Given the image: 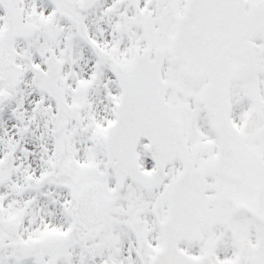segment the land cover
<instances>
[{
	"label": "snow or ice",
	"instance_id": "snow-or-ice-1",
	"mask_svg": "<svg viewBox=\"0 0 264 264\" xmlns=\"http://www.w3.org/2000/svg\"><path fill=\"white\" fill-rule=\"evenodd\" d=\"M0 264H264V0H0Z\"/></svg>",
	"mask_w": 264,
	"mask_h": 264
}]
</instances>
